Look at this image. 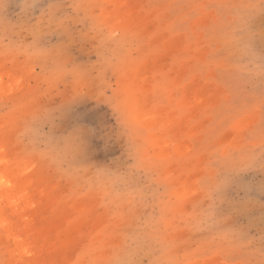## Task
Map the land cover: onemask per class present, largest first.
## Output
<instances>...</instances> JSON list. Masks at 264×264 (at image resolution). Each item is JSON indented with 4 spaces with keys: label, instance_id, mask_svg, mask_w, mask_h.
I'll return each mask as SVG.
<instances>
[{
    "label": "rangeland",
    "instance_id": "rangeland-1",
    "mask_svg": "<svg viewBox=\"0 0 264 264\" xmlns=\"http://www.w3.org/2000/svg\"><path fill=\"white\" fill-rule=\"evenodd\" d=\"M0 264H264V0H0Z\"/></svg>",
    "mask_w": 264,
    "mask_h": 264
}]
</instances>
